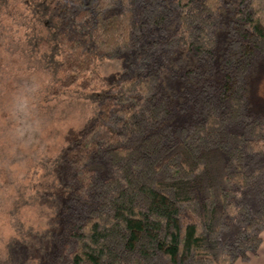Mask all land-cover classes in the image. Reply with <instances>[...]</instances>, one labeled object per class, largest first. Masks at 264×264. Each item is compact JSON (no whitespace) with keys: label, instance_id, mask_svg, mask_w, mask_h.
I'll return each mask as SVG.
<instances>
[{"label":"trees","instance_id":"1","mask_svg":"<svg viewBox=\"0 0 264 264\" xmlns=\"http://www.w3.org/2000/svg\"><path fill=\"white\" fill-rule=\"evenodd\" d=\"M23 3L46 32L29 45L53 69L47 99L72 88L97 95L58 158L60 227L47 264H238L256 255L264 114L250 112V83L264 61V0ZM124 54L126 71L107 83L97 63Z\"/></svg>","mask_w":264,"mask_h":264},{"label":"rangeland","instance_id":"2","mask_svg":"<svg viewBox=\"0 0 264 264\" xmlns=\"http://www.w3.org/2000/svg\"><path fill=\"white\" fill-rule=\"evenodd\" d=\"M38 16L23 0H0V264H47L52 237L60 227L57 208L63 192L58 158L95 112L97 95L77 88L47 99L53 69L29 45L34 35L46 37ZM129 60V54L100 60L96 70L110 84L126 71ZM255 63L250 112L262 115L264 61L257 57ZM25 84L32 85L31 112L44 123L35 136L22 140L11 100ZM171 86L178 89L179 83Z\"/></svg>","mask_w":264,"mask_h":264},{"label":"clouds","instance_id":"3","mask_svg":"<svg viewBox=\"0 0 264 264\" xmlns=\"http://www.w3.org/2000/svg\"><path fill=\"white\" fill-rule=\"evenodd\" d=\"M32 85H22V90L11 100V110L19 122L17 130L23 140L28 135H36L37 129L43 127V120L31 112L30 96Z\"/></svg>","mask_w":264,"mask_h":264},{"label":"crops","instance_id":"4","mask_svg":"<svg viewBox=\"0 0 264 264\" xmlns=\"http://www.w3.org/2000/svg\"><path fill=\"white\" fill-rule=\"evenodd\" d=\"M262 240V244L258 249L256 255H253V258L249 259L247 262H242L243 264H262L264 262V235L262 237Z\"/></svg>","mask_w":264,"mask_h":264}]
</instances>
